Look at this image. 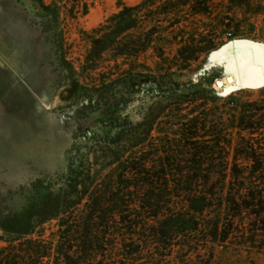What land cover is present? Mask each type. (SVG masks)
I'll return each mask as SVG.
<instances>
[{
    "label": "rangeland",
    "instance_id": "rangeland-1",
    "mask_svg": "<svg viewBox=\"0 0 264 264\" xmlns=\"http://www.w3.org/2000/svg\"><path fill=\"white\" fill-rule=\"evenodd\" d=\"M55 1L57 19L54 7L44 8L52 0H0L3 257L10 264H264L263 226L245 210L217 205L235 188L231 176L221 186L217 173H198L191 163L196 146L229 167L255 160L251 144L264 160V79L247 82L245 70L254 48L264 52V0H149L139 29L147 45L124 83L111 57L93 67L85 58L102 48L92 44L99 38L92 30L120 4L142 0H88L87 13L75 18ZM220 18L225 26L216 25ZM214 33L216 49L184 62ZM257 122L260 129L246 128ZM205 175L214 205L195 212L181 195L210 189ZM239 182L264 193V174Z\"/></svg>",
    "mask_w": 264,
    "mask_h": 264
},
{
    "label": "trees",
    "instance_id": "trees-1",
    "mask_svg": "<svg viewBox=\"0 0 264 264\" xmlns=\"http://www.w3.org/2000/svg\"><path fill=\"white\" fill-rule=\"evenodd\" d=\"M62 4L61 6L65 8V10L69 13L71 18H75L77 14L85 15L88 11L89 3L88 0H59ZM149 3V0H142L140 3L128 6L125 4H120L119 9L108 16L105 20L99 23L92 32L98 35V39H94L92 41L93 45L99 44L102 46L101 49L96 51L95 55H90L85 58L86 66L90 65L91 67L96 66L98 62L105 59V57H111L110 60L113 61L114 71L117 74V80L120 82H126L129 78H133L134 75V62L137 61L139 56L143 54L144 46L147 45V40L143 35V32H140L142 29L143 17L142 12L144 11L146 5ZM55 0H52L50 5H44V8L51 9L54 7V14L53 18L57 19L60 15L59 9L56 10ZM223 18L215 19L216 25L225 26ZM140 29V30H139ZM134 31L138 32L137 40H132L131 35ZM229 34V33H228ZM113 39V41H107L109 39ZM219 39L216 37L215 33L211 34V36L206 40L207 46L201 50L196 49H189V54L185 57L183 53L186 51L184 47L183 59L184 62L190 60V58L194 59L198 57V55L202 52H210L216 49L221 42L218 41ZM107 46H113V50L110 54H106L105 51L107 50ZM90 51V50H89ZM190 57V58H189ZM109 60V59H108ZM100 67V66H99ZM230 104L234 105V102L231 100ZM256 111V109H254ZM260 111L264 114V107L260 109ZM242 119L240 121V124ZM197 122L191 126L194 129L193 134L198 136L197 134L200 132V127H198ZM246 128H250L251 130L260 129L262 124L260 122L257 123H250L246 125ZM192 135V133H188ZM218 136V135H217ZM194 137V135L192 136ZM220 140H216L218 142ZM249 144V143H245ZM251 147L253 145L251 144ZM251 155L250 157L255 158L254 161L249 162L246 165H240L235 162L229 167V163L226 161L221 163H216L213 161H208L206 156L208 155L206 152V148L201 146H196L194 148V154L192 155V166L193 169L200 173L206 171L205 173L207 176L212 173H217L218 179L220 181L221 186H224V181L226 175L231 176V185L235 187L233 192H228L220 196L218 206L225 207L227 212L236 213L240 211H247L255 217L254 225L260 223L264 230V218H261L260 215L264 211V193L262 191H255L252 189H248L244 186V183L239 182V179L244 176L245 173L251 174L252 176H257V174H264V160H260L255 157V149L251 148ZM207 160V161H205ZM217 169V170H216ZM206 175L202 178L204 184L208 186L210 189L208 190H190L185 194L181 195L182 204L187 205L192 211L195 212H203L206 209L212 207L213 203V196L212 190L213 185H210L209 182L211 181L210 177ZM201 180L196 178V181ZM203 184V185H204ZM245 190L244 194H241V191ZM30 230H24L20 232V234H30ZM215 236V234L213 235ZM225 235L221 236L220 241L224 240ZM14 251V250H13ZM16 252V251H15ZM13 253V255L15 254ZM17 256V255H16ZM15 261V260H14ZM10 264L9 261L3 257L2 252L0 250V264ZM12 264H16L12 262Z\"/></svg>",
    "mask_w": 264,
    "mask_h": 264
},
{
    "label": "bare ground",
    "instance_id": "bare-ground-1",
    "mask_svg": "<svg viewBox=\"0 0 264 264\" xmlns=\"http://www.w3.org/2000/svg\"><path fill=\"white\" fill-rule=\"evenodd\" d=\"M242 50L244 51V49H242ZM245 51L247 53V50H245ZM253 51H254L253 57L250 55L252 57V59L246 64L247 67L245 69L247 82H252V81L264 79V54H263L264 52H261V50L259 51L257 48H254ZM231 79L232 78L227 77V81H229L228 83L231 82L230 81Z\"/></svg>",
    "mask_w": 264,
    "mask_h": 264
},
{
    "label": "water",
    "instance_id": "water-1",
    "mask_svg": "<svg viewBox=\"0 0 264 264\" xmlns=\"http://www.w3.org/2000/svg\"><path fill=\"white\" fill-rule=\"evenodd\" d=\"M217 85H221V84H219V81H217Z\"/></svg>",
    "mask_w": 264,
    "mask_h": 264
}]
</instances>
